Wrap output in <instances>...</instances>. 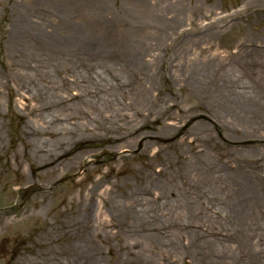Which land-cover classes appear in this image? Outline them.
I'll list each match as a JSON object with an SVG mask.
<instances>
[{
    "label": "bare ground",
    "instance_id": "bare-ground-1",
    "mask_svg": "<svg viewBox=\"0 0 264 264\" xmlns=\"http://www.w3.org/2000/svg\"><path fill=\"white\" fill-rule=\"evenodd\" d=\"M125 1L131 2L130 11L126 8L122 9L121 13L126 18L125 24L130 21L131 25H122L119 21L110 20L104 15L97 18L100 24L104 19L106 25L110 20L108 27L110 33L114 32V35L118 34V27L123 28L124 32H120L122 36L120 42L104 39L100 26L98 28L94 24L91 25V22L88 24L89 17L85 16L83 21L88 22L83 26L64 28L50 42L57 50V55L62 56L61 60L65 62L72 60L78 65V71L74 76L78 82L76 86L86 80L89 82H86L85 91L75 93L69 98L63 96L65 100L69 99L75 103L66 105L61 110L49 109L52 99L62 97L60 91L55 90L57 92L55 95H46L41 99L39 107L34 108L32 112L35 118L38 117L36 125L40 126L41 123L46 125L45 131L48 128L46 134L51 140L49 144H45L43 149L46 151L43 152L37 149L41 145L40 141L36 145H29L28 141L26 144L23 143V159L30 166H35L36 170H40L39 172L42 171L43 177L54 175L60 167L63 171L59 175L74 168L75 164L83 165L86 158H91V153L85 154L83 151L75 153L78 148L71 143L75 140L64 143L60 139L59 134H68L69 126L80 128V131L87 133L85 139L88 136L94 139L104 136L106 139L104 142L107 143L103 150L116 153L117 161L127 157L121 152L133 151L135 148H141L142 155L151 147L157 146L156 157L169 148L185 146L189 151L180 155L176 164L167 159L162 160L163 168L160 170L153 166L148 167L149 185L125 194L120 199L111 198L112 188L101 191L104 185L109 183L107 178L101 176L93 180L91 188L84 192L82 201L80 200L83 205L80 207L78 202L74 212L62 209L58 213V218L47 224V230L42 237L45 241L39 243L40 248L33 256L22 253L12 264H101L98 255L102 252L98 243L103 242L110 234L123 240L122 253L117 255L119 261L115 259L114 264H136L141 259H146V264H170L155 259L152 253L136 252L133 247L127 246V241L139 237L136 235L147 226L150 227L151 230L148 228L150 232H155L152 236L162 233L159 229L151 228L148 218L142 214L141 209L147 205L142 196L151 195L155 201H164L163 206L173 202H184L183 212L180 213L182 215L178 216L177 220L187 218L189 223H172L170 225L172 232L169 234L176 239L180 232L184 233V229L190 227V241L182 251L183 257H192L191 261H194V264H264V249H259L262 247L253 241L255 235H264V160H259L253 155L256 150L264 151V48L258 49L253 46L246 49L244 44H240L236 57L231 59L227 66H223L218 57L209 53L213 49L211 40L219 32L217 26L189 30L176 22L171 28L165 24L160 26L161 20L157 19L151 29L145 30L139 14H142L141 10H144L142 6H146L147 1ZM78 3L75 5L80 6L83 3V7L94 6L91 11L99 9L92 0H82ZM261 6H264V0H252L248 5L249 8ZM63 8L64 6H61V9ZM177 14V17L181 16V11ZM40 30L35 31L41 34L39 37L34 34L28 38L42 41L44 31ZM26 33L24 31L23 35ZM149 36L153 41L146 45L144 41L148 40ZM170 45L173 46L169 51L178 53V56L170 58L171 60L176 58L175 64H171V67L174 66L176 69L174 84L184 85L190 89L188 91L190 94L194 92L199 97V104H192L186 110L182 109L175 98H172L171 105L164 107L156 106L153 99L156 78L163 62L156 52L161 49L164 51ZM154 48L156 52L153 51ZM245 49L248 55L243 59L240 56L242 52L246 54ZM230 55L228 56L232 58ZM119 58L126 67L136 72L131 78L129 75L126 76L124 86L128 87L129 91L131 87L141 82L143 89V98L140 101L131 107L121 108L125 112L123 115L113 110L119 108V99L115 93V84H121L118 80L113 79L108 92L105 93L88 89L89 84L93 83L90 78L103 82L102 65L112 70L113 65L120 61ZM183 59L185 65L181 63ZM99 70L101 75H97ZM108 77L110 75H106V78ZM126 87L120 88L118 92L123 89V92L127 91ZM160 94L155 98L156 101H161ZM100 109H104L103 120L109 126L105 125L103 132L98 134L100 130L93 128V122L97 121V118H92V115L99 114ZM63 111L65 112L62 114ZM201 116L210 117L214 123L207 120L192 122ZM62 117L64 119H61ZM188 121L186 126L193 124V127L180 126ZM222 122L227 125L225 129L222 127L224 131L230 133V136L225 133L229 143L221 144L215 137L213 129H219ZM230 123H234L231 128ZM26 129L29 127L26 126ZM180 134H184V137L181 138ZM81 138L77 140L81 141ZM168 139H172L170 145L160 144L161 141ZM251 140L258 142L255 146H247V142ZM207 150L216 151L215 157L218 161L224 160V164L206 158ZM181 162L187 163L190 173L188 177H182L186 197L179 199L165 173L169 172L174 164L177 167ZM111 173L107 172V175ZM99 198L102 200L100 204ZM70 202L73 203V199H70ZM102 212L106 214L111 212V218L108 215L106 219L98 222L97 215ZM215 219L220 229L218 231L220 238L216 239L217 237L213 235L212 240L196 222L203 220L207 223L213 220V228ZM13 225L12 218H0V232ZM198 232L203 233L199 235ZM234 237L235 240H232ZM224 246L226 249L220 254V249ZM185 258L183 263L190 264Z\"/></svg>",
    "mask_w": 264,
    "mask_h": 264
},
{
    "label": "rangeland",
    "instance_id": "rangeland-1",
    "mask_svg": "<svg viewBox=\"0 0 264 264\" xmlns=\"http://www.w3.org/2000/svg\"><path fill=\"white\" fill-rule=\"evenodd\" d=\"M81 1L0 0V218L8 219L9 217L14 220L13 226L0 232V264H12L13 260L19 259L22 253L26 255L32 254L33 256L40 248L39 243L45 241L42 237L47 230V224L57 219L58 213L62 209L66 208L74 212L78 202L81 207L83 203L80 200L82 201L84 192L91 188L93 180L101 176L107 178V183H109L105 184L101 191L112 188L111 198L120 199L125 194H130L136 189L140 190L149 185L147 180L149 179L148 167L153 166L160 170L163 168L162 160L165 161L167 159L176 164V160H179L178 157L189 151L188 147L185 146L169 148L163 151L162 155L160 154V156L156 157L157 146L151 147L147 153L142 155L140 154L141 148H135L133 151L121 152L122 155L127 157L117 161L115 159L116 153L106 149L103 150L107 143L104 142L106 141L104 136L95 139L92 136H88L85 139L87 133L80 131V128L69 126L70 131L67 130L68 134H59L60 139L64 143H68L69 140H75L71 142L78 148L75 153H82V151L85 154L91 153V158H86L83 165L75 164L76 167L74 166V168L59 175L63 171V168L60 167V170L54 175L43 177L41 176L42 171L39 172L40 170H36L35 166H30L23 159V143L26 144V141H28L29 145H36L40 141L39 144L41 145L37 149L43 152L45 144H49L51 140L46 134L48 131V128L45 131L46 125L43 123L40 126L36 125L35 121L38 120V117L35 118L32 112L34 108L39 107L41 99L46 97V95H55L57 93L55 90L60 91L62 95L60 93L59 95L62 97L52 99L49 103V109L56 111L57 108H60L58 110H61L66 105L75 103V101L69 99L65 100L63 96L69 98L75 93L85 91L86 84L89 82L86 80L76 86L78 82L74 79V76L78 71V65L72 60L69 62L61 60L63 59L62 56L59 57L57 55V50L50 43L54 37L58 36L64 28L81 27L89 20L88 24L91 22V25L100 26L101 35L104 39H108L110 42L111 40L120 42V37H122L120 32H124L122 31L123 28L118 27V34L116 35H114V32L110 33V28L108 27L110 20L119 21L120 24L126 26L131 25L130 21L125 24L126 18L121 13V10L126 8L128 9L127 11H130L131 4L129 3L131 2L129 1L92 0V2H96L94 5L99 7L98 11L90 10L94 6H90V8L83 7L84 4ZM145 1H147V5L142 6L144 8V10H141L142 14L138 13L139 18H141V25L145 30L151 29L153 24H156L157 19L161 20L160 26L165 24L171 28L176 22L181 27L189 30L215 28L217 26L219 28L217 32H219L211 40L213 49L209 53H211V56L218 57L223 66H227L230 60L236 57L240 44H244L246 49L253 46L258 47V49L264 48V6L249 8L248 5L252 0ZM76 2H80V6H76ZM61 6H64V8L61 9ZM179 11H181V16L177 17V12ZM111 14L113 18H111ZM103 15L110 19L107 21V25L104 19L101 24L99 19H97ZM84 16L89 17L88 20L83 21ZM18 26L20 27L17 28ZM38 29H41L40 32L44 31L42 41L30 39L34 34H37L38 37L41 35L35 32ZM24 31L27 32L25 35H23ZM27 34H31V36ZM112 35L114 36L112 37ZM94 36L97 37L96 35ZM152 41L149 36L148 40L144 42L149 45ZM115 45L119 47L116 43ZM172 46H168L164 51H161V49L159 52H156L155 48L153 49L159 57L161 56L160 60H163L162 64H160L159 75L156 78L153 99L156 106L164 107L171 103L172 98H175L182 109L186 110L192 104H199V97L194 92L190 94L188 92L190 89L185 88L184 85L174 84L173 78L176 74V69L174 66L171 67V64H175L176 58L172 60L170 58L178 53L169 51ZM246 49L244 52H246ZM229 54H231L232 58L228 56ZM247 55V52L246 54L242 52L240 57L245 59ZM118 60L120 61L113 65L112 70L109 67L105 68L106 65L105 67L102 65V71L104 72L101 75L99 70L97 75L102 76L103 82L90 78L93 83L89 84L88 89L105 93L108 92L111 82L114 81L113 79L118 80L121 84H115V93L119 99V108L113 110L115 113L123 115L125 112L121 108L131 107L137 101H140L143 98V89L140 82L128 91V87L124 86V82L127 81L126 76L129 75V78H131L132 74L136 72L126 67L120 58ZM181 63L183 65L186 64L184 59ZM82 72H84L83 69ZM106 75H110V77L106 78ZM141 75L143 76V73ZM122 87H126L127 91L123 92V89L118 92ZM159 94L161 95V101H156L155 98ZM103 112L104 109H100L99 114L94 113L92 115V118H97V121L93 122V128H97V131L100 130L98 134L103 132L102 129L105 125L109 126L103 120ZM61 119H64V117ZM80 120L83 123L82 118ZM199 120H207L209 123H214L210 117L205 116L193 119L192 122ZM185 123L183 122L180 126L184 125L183 128L193 127V124L186 126L189 121ZM230 124L231 128L234 123ZM26 126L29 129H26ZM225 126L227 125L222 122L221 126L219 125V129L212 128L217 141L221 144L230 142L225 135L226 133L230 136L229 132L224 131ZM183 128L181 129L182 131H184ZM39 129L40 132H38ZM180 136L183 138L184 134H180ZM27 137L29 139H26ZM80 137H82L81 141H78L79 139L77 140V138ZM171 141L172 139H168L161 141L160 144L170 145ZM257 142V140H251L247 142V146H255ZM207 153L206 158L216 161V163L224 164V160L220 159L218 161L215 157L217 155L216 151L210 152L207 150ZM93 154L95 155L94 158ZM253 155L259 160H264L263 150L262 152L256 150ZM175 164L165 174L169 178L172 187H174L173 190L177 193L178 198L182 199L186 197V188L182 177H188L190 172H188L187 163H178L177 167ZM110 171L112 173L107 175V172ZM142 197L144 203L147 204L141 209L143 211L142 214L148 218L151 228L159 229L162 233L152 236L155 232H150L149 230L151 229L147 226L141 232L142 235L140 233L136 235L139 237L128 240L127 246L129 248L133 247L136 252L152 253L154 258L160 261L170 264H184L183 260L185 257H183L182 249H185V246L190 241V227L185 228L184 233L180 232L176 239L169 234L172 232L170 228L172 223H189L187 218L177 220L178 216L182 215L180 213L183 212L184 202H173L163 206L162 203L164 201H155L153 195ZM70 199H73V203L70 202ZM101 201L99 198V204ZM171 214L174 216L172 217ZM108 215L112 216V213H100V215H97V221L101 222ZM215 220L216 223L213 228V220H209L210 222L207 221V223L203 220L196 222L202 226L208 238L212 240L213 235L217 237L216 239L220 238V233L218 232L220 229L217 219ZM158 222L162 223L159 224ZM180 230L182 229L180 228ZM202 233L198 232L199 235H202ZM132 234L134 235L135 233L132 231ZM232 240H235V237ZM253 241L262 247L259 249H264V235H255ZM122 242L123 240L120 237L117 238L110 234L104 238L103 242L98 243L102 252V254L98 255L101 264H114L115 259L119 261L117 255L122 253ZM180 247H182L181 251ZM225 247H221L220 254L226 249ZM191 258L187 256L185 259L190 264H194ZM9 261L11 263H8ZM136 264H146V259H141Z\"/></svg>",
    "mask_w": 264,
    "mask_h": 264
}]
</instances>
